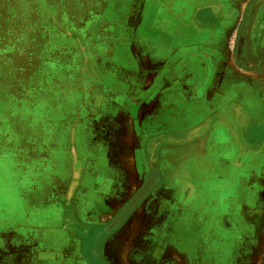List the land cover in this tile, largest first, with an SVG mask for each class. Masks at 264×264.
Masks as SVG:
<instances>
[{
	"label": "rangeland",
	"instance_id": "1",
	"mask_svg": "<svg viewBox=\"0 0 264 264\" xmlns=\"http://www.w3.org/2000/svg\"><path fill=\"white\" fill-rule=\"evenodd\" d=\"M133 1L139 2L124 0ZM103 2L0 0V264H87L85 257L97 264L91 254L96 244L105 264H181L187 258L164 235L152 234V212L164 214L171 196L152 200L159 181L155 154L140 149L143 140L132 128L133 119L116 106V95L100 88L94 61L100 64L101 58L88 55L87 38L101 31L102 40L110 39L116 22L76 27L99 24ZM215 2L222 19H236L231 49L237 46L243 62L264 73V0ZM142 14L135 12L130 22L125 16L128 39L146 29ZM254 39L259 40L247 41ZM91 47L92 54H108ZM225 49L228 43L222 42ZM242 132L254 138L262 129L249 126ZM150 172V185L115 232H103ZM187 174L178 178L182 194L190 189L198 206L208 198L222 205L224 195L212 192L217 181ZM255 243L257 250L245 252L238 264H264V232ZM221 258L228 264L227 255Z\"/></svg>",
	"mask_w": 264,
	"mask_h": 264
},
{
	"label": "crops",
	"instance_id": "2",
	"mask_svg": "<svg viewBox=\"0 0 264 264\" xmlns=\"http://www.w3.org/2000/svg\"><path fill=\"white\" fill-rule=\"evenodd\" d=\"M216 6L215 0H106L99 24L76 25L116 22L110 39L102 40L101 31L87 38L108 54H92L89 46L88 55L101 58L94 61L100 88L116 95L112 102L133 119L140 149L155 154L159 181L152 200H171L164 214L152 212V234L186 252L181 264H223V254L228 264H238L245 252L257 250L255 238L264 232V73L244 63L237 46L231 49L236 19H222ZM135 12H143L146 29L128 39L124 18ZM249 126L261 128V135L247 138L242 130ZM187 173L217 181L212 192L224 195L222 205L208 198L202 206L197 199L198 206L190 189L182 194L178 178Z\"/></svg>",
	"mask_w": 264,
	"mask_h": 264
},
{
	"label": "flooded vegetation",
	"instance_id": "3",
	"mask_svg": "<svg viewBox=\"0 0 264 264\" xmlns=\"http://www.w3.org/2000/svg\"><path fill=\"white\" fill-rule=\"evenodd\" d=\"M151 176H152V172H150L148 174V177L146 179V181L144 182L143 186L140 188L139 192H137L135 194V196H133V198L122 208V210L119 212V214H117V216H115L111 222H109L108 224H106L105 226H102L103 232H105L106 234L112 232L113 230H116V228H114V226H116L118 224V222L124 218V216L126 215V213L131 209V205L137 201V199L140 197V195L145 191V189L150 185L151 183ZM130 208V209H129ZM114 228V229H112ZM115 231H113L111 233V235L114 233ZM256 246V245H255ZM80 247H81V241H80ZM98 247H100V245L98 246V244L94 245L92 247L91 250V254H92V258L95 259L97 261V264H105V262L103 261V259L101 258V256L99 257L98 255ZM85 261L87 264H91V262H89V259H87L85 257Z\"/></svg>",
	"mask_w": 264,
	"mask_h": 264
},
{
	"label": "bare ground",
	"instance_id": "4",
	"mask_svg": "<svg viewBox=\"0 0 264 264\" xmlns=\"http://www.w3.org/2000/svg\"><path fill=\"white\" fill-rule=\"evenodd\" d=\"M250 75V74H249ZM137 175L134 176V182H136Z\"/></svg>",
	"mask_w": 264,
	"mask_h": 264
}]
</instances>
